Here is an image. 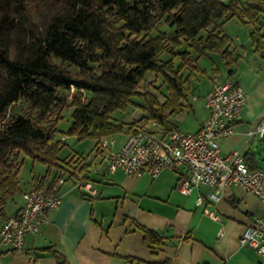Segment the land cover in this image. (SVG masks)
Returning a JSON list of instances; mask_svg holds the SVG:
<instances>
[{"label":"trees","instance_id":"16d2710c","mask_svg":"<svg viewBox=\"0 0 264 264\" xmlns=\"http://www.w3.org/2000/svg\"><path fill=\"white\" fill-rule=\"evenodd\" d=\"M232 18L251 25L264 57V0H0V227L9 199L23 191L25 157L46 166L33 176L41 184L58 174L76 179L87 167H73L84 159L76 152L61 156L59 132L103 147L106 137L125 132L113 114L135 96L148 121L170 123L188 100L191 78L206 73L200 58L218 53L231 63L234 41L224 25ZM162 20L173 32L159 28ZM149 71L164 79L163 102L139 90ZM65 111L67 131L59 128ZM142 229L146 244L163 243L158 232ZM57 255L58 264H69Z\"/></svg>","mask_w":264,"mask_h":264},{"label":"crops","instance_id":"0c3cea01","mask_svg":"<svg viewBox=\"0 0 264 264\" xmlns=\"http://www.w3.org/2000/svg\"><path fill=\"white\" fill-rule=\"evenodd\" d=\"M237 21L242 28L236 39L231 36L234 41L231 63L218 53L198 60L206 73L191 78L195 82L190 80V91L202 84V95L195 94L193 99L202 98L204 113L193 129L185 130L195 132L201 127L209 115L206 94L215 81H224L232 75L244 87L248 98L234 124L235 132L219 138L221 151L228 155L240 150L252 166L262 169L264 139L255 130L264 118V57L251 40V25ZM261 31L264 33V20ZM203 58L207 59L205 65L200 63ZM184 104L167 126L181 127V113L189 109L196 113L189 99ZM127 134L106 137L104 141L114 139L107 147L97 146L93 140L87 155L73 150L84 158L72 162L73 167L87 165L79 171L78 178L91 184L96 192L68 179L61 187L60 207L47 214V222L38 233L27 236L22 250L2 248L0 264H58L59 252L69 264H264V255L239 243L245 228L264 215V204L257 196L234 184L223 190L218 201L208 197L213 189L207 185L194 188L190 195L183 194L176 186L185 167L166 169L156 178L128 175L121 170L111 173L107 170V155L121 147ZM62 153V157L68 155ZM38 164L41 171L34 175H42L46 170V166ZM32 179L22 181L23 191L29 188ZM51 180L52 176L46 183ZM23 191L9 199L7 216L24 206ZM199 195L204 198L202 205L196 202ZM205 208L218 218L206 213ZM142 227L162 235L163 243L154 248L146 244Z\"/></svg>","mask_w":264,"mask_h":264},{"label":"built area","instance_id":"2783aa9c","mask_svg":"<svg viewBox=\"0 0 264 264\" xmlns=\"http://www.w3.org/2000/svg\"><path fill=\"white\" fill-rule=\"evenodd\" d=\"M247 98L246 90L234 77L215 81L205 96L209 115L197 131L189 132L178 125L164 126L157 120H150V124L129 132L117 151L109 152L107 170L156 178L166 169L185 167L176 186L183 194L190 195L194 188L207 185L213 189L208 197L218 201L223 190L234 184L257 196L264 204V170L250 168L240 150L224 155L219 143L220 137H229L235 132L234 124L241 117ZM255 131L264 139V118ZM113 143L111 138L102 145L107 147ZM68 178V174H58L49 184L31 180L29 188L23 192L24 206L0 227V250L24 248L27 236L38 233L47 222V214L62 204L61 187ZM74 180L77 186L96 192L82 179ZM196 202L202 205L203 196L199 195ZM204 211L218 218L210 209ZM239 243L264 255V215L245 228Z\"/></svg>","mask_w":264,"mask_h":264},{"label":"rangeland","instance_id":"374dc122","mask_svg":"<svg viewBox=\"0 0 264 264\" xmlns=\"http://www.w3.org/2000/svg\"><path fill=\"white\" fill-rule=\"evenodd\" d=\"M159 28L161 30L167 31L168 33L173 32V28L169 27L165 24V21L162 20L159 24ZM225 31L232 36L233 38L236 39V34L239 32V30L242 28L240 23H238L236 18H232L229 21L226 22L225 26ZM202 32L201 34H203ZM168 55L163 54L161 55V58L163 60L168 59ZM207 59L203 58L201 60V65L206 64ZM195 79L191 80V83H194ZM196 85V84H195ZM75 88L72 87V91H74ZM139 90L141 92H147L151 93L153 95H156L161 102H163L168 94L167 86L164 83V79L162 76H158L153 72H148L146 75V78L140 83L139 85ZM202 95L203 93V88L202 84L196 85V87H192V90L189 91V101L193 105L194 109L196 110V113L193 112L191 109L188 111L181 113L180 118H179V123L181 125V128L184 130L186 129H193L195 125H197L198 121L201 119L202 114L204 113V108H203V100L200 97L199 100H194L193 95ZM132 102L129 104L128 108L126 111L121 112L119 110H116L113 114L114 120L118 123H123L125 125V132L123 134H127L129 129H132L134 127L140 128L143 125L150 124L146 118H145V103L142 99L139 97H132L131 98ZM180 109V108H179ZM176 113L174 112L170 120H175L176 119ZM71 113L70 111H65V119L62 120L59 124V128L63 131H67L71 125ZM167 126V125H166ZM59 138H63L65 140L66 146L63 149L62 154H70L72 151H76L78 153H82L84 155H87L91 152V146H93V140L92 139H84L80 140L76 136L72 135H67L63 137L62 132L58 133ZM262 169H264V163H261ZM37 171H36V170ZM41 171L40 165L36 162L32 161L29 157H25V162L21 168L20 171V177L21 180L27 181L28 179L32 178L34 176V173Z\"/></svg>","mask_w":264,"mask_h":264}]
</instances>
